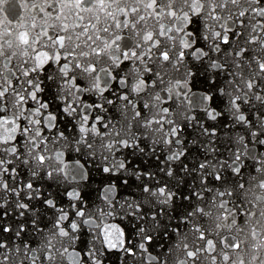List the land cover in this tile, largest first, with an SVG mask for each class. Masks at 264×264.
<instances>
[{"label": "snow or ice", "instance_id": "obj_1", "mask_svg": "<svg viewBox=\"0 0 264 264\" xmlns=\"http://www.w3.org/2000/svg\"><path fill=\"white\" fill-rule=\"evenodd\" d=\"M0 264H264V0H0Z\"/></svg>", "mask_w": 264, "mask_h": 264}]
</instances>
